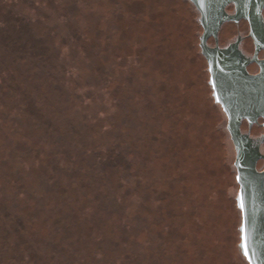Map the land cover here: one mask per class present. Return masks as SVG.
Here are the masks:
<instances>
[{"label": "rangeland", "instance_id": "1", "mask_svg": "<svg viewBox=\"0 0 264 264\" xmlns=\"http://www.w3.org/2000/svg\"><path fill=\"white\" fill-rule=\"evenodd\" d=\"M197 18L0 0V264H247Z\"/></svg>", "mask_w": 264, "mask_h": 264}, {"label": "water", "instance_id": "2", "mask_svg": "<svg viewBox=\"0 0 264 264\" xmlns=\"http://www.w3.org/2000/svg\"><path fill=\"white\" fill-rule=\"evenodd\" d=\"M200 13L203 33L200 37V49L209 66L210 81L214 87V100L219 103L227 116V130L233 142L236 156L234 166L237 169L236 205L241 214L238 248L247 264H264V170L257 171V157L250 142L240 133V121L250 123L258 117L264 118V61L259 75L248 76L233 64V58L220 50L212 51L206 45L207 38H216L223 21L224 7L233 3L236 14L231 18H245L250 24V36L256 48L264 49V30L261 20V8L264 0H189ZM219 110V108H218ZM230 147L232 164L234 148L225 128L226 118L219 110ZM234 175H235V168ZM247 240L248 255L242 249L243 238Z\"/></svg>", "mask_w": 264, "mask_h": 264}, {"label": "flooded vegetation", "instance_id": "3", "mask_svg": "<svg viewBox=\"0 0 264 264\" xmlns=\"http://www.w3.org/2000/svg\"><path fill=\"white\" fill-rule=\"evenodd\" d=\"M194 10L197 13L198 16L197 21L201 28V34L199 36V44H198L200 49V37L203 33V27L200 23L199 11L195 7ZM235 14H236V9L233 3H229L224 7V16H223L224 18L218 29L217 36L216 38H214L213 36L208 37L206 41V45L212 51L220 50L225 55L233 58V64H235L237 68L241 69L246 75L254 77L261 73L262 70L261 63H263L264 61V49L256 48V44L253 38L250 36L249 22L245 18H239L238 20L232 19L231 17L234 16ZM260 14L262 20V27L264 30V4L261 8ZM200 54L206 64V70L208 72L207 86H208V91H211L213 107L219 108V110L224 114L226 118L225 128L227 130L228 119L221 105L214 100L213 91H215V89L209 83L210 81L209 66L206 58L201 53V49H200ZM239 130L242 136L250 142V146L254 154L257 157L260 156V158L256 159L257 171L264 170V118L258 117L255 121L251 123L247 119H242L240 121ZM234 153L235 155H234L233 166L236 156L235 148H234ZM234 168H235V181L238 185V190H239V184L236 180L237 169L235 166ZM235 205H236V197H235ZM240 219H241V214H240Z\"/></svg>", "mask_w": 264, "mask_h": 264}, {"label": "trees", "instance_id": "4", "mask_svg": "<svg viewBox=\"0 0 264 264\" xmlns=\"http://www.w3.org/2000/svg\"><path fill=\"white\" fill-rule=\"evenodd\" d=\"M0 28H1V25H0ZM12 35H14V36H19L20 35V33L19 32H16V31H14L13 32V34ZM7 47H9V46H7V44L6 45H4V48L6 49V50H9ZM16 107V109L15 110H12L11 112L12 113H14V114H17L18 113V111L20 110V106H19V103H17V102H14V104L12 105V108H15ZM18 116H19V114H18ZM5 121V120H4ZM2 122V121H1ZM4 123V122H3ZM39 151H40V149H36L35 150V152L33 153L34 154V157H35V155H39ZM66 155H68L69 157H71L69 154H67L66 152H64ZM105 160V159H104ZM39 162V161H38ZM102 164H103V162H102ZM104 166H107V167H110V166H108L109 164H107V163H105V164H103ZM101 175H104L105 177H106V174L105 173H101ZM100 177H102V176H100ZM104 177V178H105ZM48 179L49 180H51L50 179V175L48 176ZM48 180V181H49ZM111 184V183H110ZM110 184L108 183L106 186V189H105V191H106V194H108V190H110ZM105 194V195H106ZM121 199L124 201V197H121ZM120 203H121V201H120ZM79 226V225H78ZM24 228V227H23ZM82 228H83V230H82ZM82 228H79V230H81V231H84V232H81L82 233V235H91L92 234V230H93V226H91V228L90 229H85V224H82ZM96 228V227H95ZM78 233V232H77ZM85 233V234H84ZM77 260V259H76ZM93 260L92 259H90V262H92ZM45 262V264H51V262H47L46 260L44 261ZM98 262V261H97ZM101 262H98V264H100ZM108 264H110V263H108Z\"/></svg>", "mask_w": 264, "mask_h": 264}, {"label": "snow or ice", "instance_id": "5", "mask_svg": "<svg viewBox=\"0 0 264 264\" xmlns=\"http://www.w3.org/2000/svg\"><path fill=\"white\" fill-rule=\"evenodd\" d=\"M243 240H244V243H242V249L245 251V255H248L246 237H244Z\"/></svg>", "mask_w": 264, "mask_h": 264}]
</instances>
